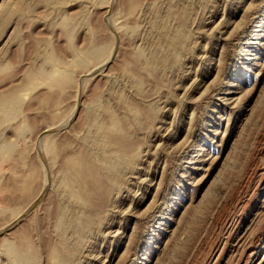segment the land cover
Returning <instances> with one entry per match:
<instances>
[{
    "label": "rangeland",
    "instance_id": "rangeland-1",
    "mask_svg": "<svg viewBox=\"0 0 264 264\" xmlns=\"http://www.w3.org/2000/svg\"><path fill=\"white\" fill-rule=\"evenodd\" d=\"M5 98L0 264H264V0H0Z\"/></svg>",
    "mask_w": 264,
    "mask_h": 264
},
{
    "label": "bare ground",
    "instance_id": "bare-ground-1",
    "mask_svg": "<svg viewBox=\"0 0 264 264\" xmlns=\"http://www.w3.org/2000/svg\"><path fill=\"white\" fill-rule=\"evenodd\" d=\"M174 39L176 40V36L174 37ZM171 42H173V40L171 41ZM94 48V47H93ZM99 47L97 46V49H98ZM97 49L95 50V49H93V50H91V49H89L88 51H86V53L84 54L83 52V54H84V56H83V61L85 62L87 59H91V60H93L92 59V57L94 58V56L96 55V52H97V54H98V52H99V50L101 49H99L98 51H97ZM101 51V50H100ZM104 51V50H103ZM137 55H138V53H137ZM134 56H135V59H136V55L134 54ZM139 56V55H138ZM84 57H86L87 59H85ZM96 57V56H95ZM150 57H152V56H150ZM148 58V59H146V61H145V65H147V66H149V67H147V69H150V65L152 64V67H153V64H155V63H152L153 62V58ZM155 57H157V56H155ZM163 57H165V56H163ZM130 58H132V56L130 57ZM158 59L157 60H160L159 59V57H157ZM85 59V60H84ZM132 59H134V58H132ZM134 59V61H136ZM156 59V58H155ZM165 59H166V57H165ZM138 60V59H137ZM156 60V61H157ZM162 60H163V58H162ZM129 62H131V61H129L128 60V63ZM137 62V61H136ZM154 62H155V60H154ZM157 62H159V61H157ZM156 62V63H157ZM160 62H161V60H160ZM158 63V64H163V63ZM132 63H133V61H132ZM132 63H131V65H132ZM143 63V62H142ZM135 64V63H134ZM137 64V63H136ZM135 64V65H136ZM133 66V65H132ZM140 66H142L141 64H140ZM134 67H139V66H134ZM143 67V66H142ZM145 67V66H144ZM151 67V68H152ZM139 69H140V67H139ZM94 70V69H93ZM153 73V72H152ZM62 74V73H61ZM56 80H57V78H55ZM31 80V79H30ZM7 98V97H6ZM0 99V110H9L11 107H9V109H7L8 108V106L10 105V102H8L7 101V99ZM10 101V100H9ZM14 102H15V100H14ZM14 104V103H13ZM10 106H12V108H13V105L11 104ZM143 108V107H142ZM141 109V108H140ZM140 109H138L139 110V112L141 111ZM9 111H11V110H9ZM150 111V110H149ZM8 112V111H7ZM1 113V112H0ZM149 113H151V111L149 112ZM139 114V113H138ZM141 114V113H140ZM143 114H141V116H142ZM145 116H146V114H145ZM110 123V125H108V127H107V129H108V134H110V135H113L114 134V136L112 137L114 140H115V142H116V144L118 143V145L120 146V154H126V155H128L129 154V150H130V141H128L129 139H127V137H126V135H125V132H126V130L124 129V127H123V125L121 124L120 125V123L117 121V120H115V119H113V117H112V119H111V121L109 122ZM104 129V128H103ZM127 134V133H126ZM132 141V140H131ZM133 143V142H132ZM114 144V143H113ZM132 145H134V144H132ZM131 145V146H132ZM117 146V145H116ZM48 147L50 148V146L48 145ZM48 148V149H49ZM50 150V149H49ZM119 150V149H118ZM52 151V150H51ZM50 151V152H51ZM54 152V151H53ZM52 153V152H51ZM50 153V154H51ZM128 153V154H127ZM131 153H133V151L131 152ZM53 154V153H52ZM86 154L87 153H82V152H78V154H76V152H75V155L73 154V155H71L70 154V157H68V158H66L67 156H65V161H66V163L65 164H62V166L63 165H65L64 167H66L64 170H66V174L63 176L64 178H65V184L67 185V186H69V189H70V193L72 194V196H74V197H76V199L78 198V199H81V200H83V202H85V201H87L88 203H89V201H91V200H97L98 198H101V201H103V198H104V196L106 195V192H107V190H106V188H105V185L103 184V180H101V176L99 175L100 173H98V167L96 168V166L92 163H90L89 162V160H88V155L86 156ZM67 159V160H66ZM62 169V168H61ZM63 171V170H62ZM65 172V171H64ZM103 181V182H102ZM45 192V191H44ZM96 202V201H95ZM95 202H93V203H95ZM99 203V202H98ZM97 203V204H98ZM31 204V203H30ZM96 204V203H95ZM88 205V204H87ZM93 206V205H92ZM94 208V207H93ZM96 208V207H95ZM98 208V207H97ZM92 209V208H91ZM62 210V209H61ZM96 211V210H95ZM98 211V210H97ZM60 214H62V212L60 213ZM62 217V216H61ZM66 220H67V218H66ZM71 220V219H70ZM69 221V220H68ZM65 222V221H64ZM71 222V221H70ZM67 223V222H66ZM83 223H85V222H83ZM82 223V224H83ZM87 223V222H86ZM70 224V223H69ZM82 226H84V225H82ZM81 227V226H80ZM1 228V227H0ZM3 228V227H2ZM7 241H8V239H7ZM10 241V240H9ZM14 242V241H13ZM4 243V242H3ZM11 243H12V241H11ZM6 244V243H5ZM57 244V243H56ZM62 244V243H61ZM10 249H11V251L13 252L12 254L14 255V259L17 261V262H19V263H24V255L22 254V253H18V252H15L14 251V249L11 247V245L9 244V243H7L6 244ZM3 246H5V245H3ZM6 246V247H7ZM19 246V245H18ZM61 246V245H60ZM60 246H59V244H57V245H55L54 247H53V249H52V255H53V257L58 261V263H60V264H64L65 263V260L66 259H64V253L62 254V250H61V248H60ZM7 247V248H8ZM22 248V247H21ZM25 248V247H24ZM28 248V247H27ZM52 248V247H51ZM20 249V248H19ZM21 250H23V249H21ZM30 250V249H29ZM7 251H8V249H7ZM64 251H66L65 249H64ZM32 251L30 250V253H31ZM8 253H9V251H8ZM11 253V252H10ZM66 254V253H65ZM30 256V255H29ZM30 257H32V256H30ZM68 257V256H67ZM66 257V258H67ZM26 258V257H25ZM33 260V259H32ZM67 263V262H66ZM65 263V264H66ZM25 264V263H24Z\"/></svg>",
    "mask_w": 264,
    "mask_h": 264
}]
</instances>
